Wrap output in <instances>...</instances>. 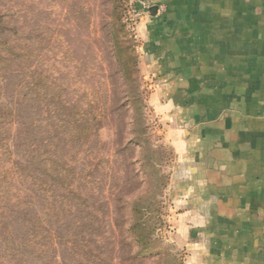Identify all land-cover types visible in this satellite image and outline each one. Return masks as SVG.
Wrapping results in <instances>:
<instances>
[{
	"label": "rangeland",
	"instance_id": "rangeland-1",
	"mask_svg": "<svg viewBox=\"0 0 264 264\" xmlns=\"http://www.w3.org/2000/svg\"><path fill=\"white\" fill-rule=\"evenodd\" d=\"M140 15L135 0H0L2 39L40 55L32 66L49 71L56 108L77 115L81 131L63 127L56 113L51 141L52 112L27 100L28 66L7 56L0 65V264H154L156 257L186 264L173 208L176 157L149 105L154 84L140 69ZM53 145L56 174L88 202L93 221L81 222L75 209L42 222V195L30 175L43 178ZM136 200L149 212L148 250L128 236Z\"/></svg>",
	"mask_w": 264,
	"mask_h": 264
},
{
	"label": "crops",
	"instance_id": "crops-1",
	"mask_svg": "<svg viewBox=\"0 0 264 264\" xmlns=\"http://www.w3.org/2000/svg\"><path fill=\"white\" fill-rule=\"evenodd\" d=\"M135 5L186 264H264V0Z\"/></svg>",
	"mask_w": 264,
	"mask_h": 264
},
{
	"label": "trees",
	"instance_id": "trees-1",
	"mask_svg": "<svg viewBox=\"0 0 264 264\" xmlns=\"http://www.w3.org/2000/svg\"><path fill=\"white\" fill-rule=\"evenodd\" d=\"M1 35L0 33V52L4 53L6 56H0V65L7 61L5 59L8 56L11 60L10 62L19 60L28 66L24 75L25 88L28 96L27 100L52 112L54 127L51 141H53V139L56 141V113L61 117L63 127L78 133L79 136L81 131H78L76 126L78 124L77 115H72L71 111L64 107L56 108V82L51 77L49 71L32 66L31 64L30 58H40V55L34 53L32 48L27 44L21 46L16 45V42L13 40L4 41ZM53 146L54 150L52 155L42 159V167L44 169L43 178L31 177L30 175V181L34 180V182L38 184V188L42 195V222L48 225L56 223V218H62L68 214L70 215L75 209L83 215L81 222L93 221V214L91 213V207L88 202L71 189V183L63 180L62 172L56 174V166L59 167V163L56 165V145ZM68 177L72 179L71 175ZM130 208L131 215L128 228L129 239L133 243L138 245L141 244L145 250H148L151 242L150 237L146 234V223L148 221L149 212L145 209L146 207H139L137 200L131 204ZM138 255L139 254L136 253L135 256L132 257V260L138 259V257H136ZM156 259L158 260L153 261V263L160 264L161 257H156Z\"/></svg>",
	"mask_w": 264,
	"mask_h": 264
},
{
	"label": "water",
	"instance_id": "water-1",
	"mask_svg": "<svg viewBox=\"0 0 264 264\" xmlns=\"http://www.w3.org/2000/svg\"><path fill=\"white\" fill-rule=\"evenodd\" d=\"M154 10H156V9H154Z\"/></svg>",
	"mask_w": 264,
	"mask_h": 264
}]
</instances>
